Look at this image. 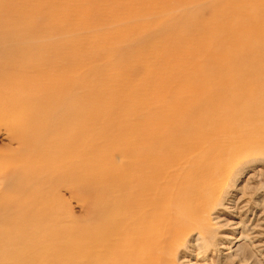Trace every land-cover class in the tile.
<instances>
[{
    "label": "bare ground",
    "instance_id": "bare-ground-1",
    "mask_svg": "<svg viewBox=\"0 0 264 264\" xmlns=\"http://www.w3.org/2000/svg\"><path fill=\"white\" fill-rule=\"evenodd\" d=\"M201 8L207 22L191 27ZM170 28L195 39L180 44L187 67L167 64L143 103L118 91L125 111L106 107L116 85L85 78L102 37ZM263 29L264 0H0V264H177L187 237L211 229L234 160L264 155ZM229 225L241 240L247 226Z\"/></svg>",
    "mask_w": 264,
    "mask_h": 264
},
{
    "label": "rangeland",
    "instance_id": "rangeland-1",
    "mask_svg": "<svg viewBox=\"0 0 264 264\" xmlns=\"http://www.w3.org/2000/svg\"><path fill=\"white\" fill-rule=\"evenodd\" d=\"M207 14L206 8L190 10L191 27L199 22L197 26L205 24ZM254 23L258 24L259 18L255 17ZM86 24L83 22V25ZM257 26H259V31L263 28L260 24ZM233 27L235 30L239 28L245 32L254 28L250 25H239L236 21H234ZM196 29H199L198 32L201 31L200 27ZM97 33L103 34L99 29ZM128 34V30H125L123 37L120 36L121 33L116 35L117 39L102 37L101 42L98 43L102 50L100 63L93 68L95 77L91 80L88 75H85L88 86H95L97 83H106V86L110 83L116 85L110 89L112 95L109 97V101L104 102V105L112 111H125L122 110L119 103L112 102V98L118 96V91L125 95L130 91L141 92L142 98L140 97L135 103H143L148 92L158 90L168 80L172 71L167 68V64L176 63L175 70L187 67L188 63L180 58L182 53L180 44L189 42L191 48L195 44V39L189 31L181 33L179 30L171 28L163 29V31L155 30L149 35L140 31L135 35L134 43L126 40ZM259 43L261 44L262 40ZM209 45L213 46L214 43ZM115 50H117L115 52L117 56L113 53ZM222 50L228 51V44L223 46ZM205 54H207L205 48H201L200 52L195 53L194 63L196 66L194 68H198L197 66L202 68V63H205L203 61L207 60ZM126 66H131L136 73L127 74ZM123 68H125V75L117 77L116 72ZM126 85L131 86L130 89L126 90ZM1 139L2 137H0ZM248 148L246 151L249 152ZM246 151L245 153H247ZM255 157L257 160L259 159L257 162L252 159L245 161V158L234 160L228 169L229 176L221 182L223 190L219 195V204L213 203L211 212L209 211L210 214L207 215L209 226L212 225L211 229L202 236L196 232L187 237L177 254V264H233V256L238 252L241 253L243 261L241 264H264V155L257 154ZM221 183L217 184L221 185ZM69 206L74 217L81 215L80 207L75 201H70ZM216 218L221 219V222H217ZM228 222H242L247 226L241 240L235 239L240 237L241 229L235 231L231 225L224 227L223 225H228ZM207 237L216 244L227 239V247L222 249L212 246L208 249L202 248L203 244L200 239ZM242 255H245V258Z\"/></svg>",
    "mask_w": 264,
    "mask_h": 264
}]
</instances>
